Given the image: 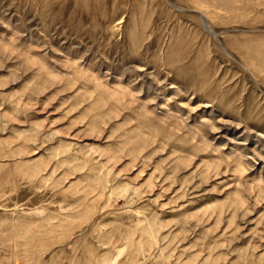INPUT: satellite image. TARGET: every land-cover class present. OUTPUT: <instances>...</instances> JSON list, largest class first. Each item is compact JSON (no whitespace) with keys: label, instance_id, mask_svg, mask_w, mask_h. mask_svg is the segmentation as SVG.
Returning <instances> with one entry per match:
<instances>
[{"label":"rangeland","instance_id":"374dc122","mask_svg":"<svg viewBox=\"0 0 264 264\" xmlns=\"http://www.w3.org/2000/svg\"><path fill=\"white\" fill-rule=\"evenodd\" d=\"M0 264H264V0H0Z\"/></svg>","mask_w":264,"mask_h":264},{"label":"bare ground","instance_id":"6f19581e","mask_svg":"<svg viewBox=\"0 0 264 264\" xmlns=\"http://www.w3.org/2000/svg\"><path fill=\"white\" fill-rule=\"evenodd\" d=\"M203 21L205 22V25H206V27H207L208 29H212V28H210V27L207 25V23H206V21H205L204 18H203Z\"/></svg>","mask_w":264,"mask_h":264}]
</instances>
